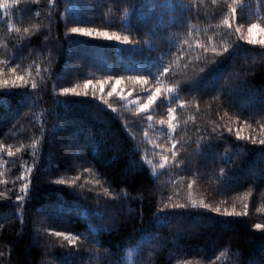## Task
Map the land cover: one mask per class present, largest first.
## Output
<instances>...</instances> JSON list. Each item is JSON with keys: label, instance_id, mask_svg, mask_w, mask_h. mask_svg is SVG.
Returning <instances> with one entry per match:
<instances>
[{"label": "trees", "instance_id": "trees-1", "mask_svg": "<svg viewBox=\"0 0 264 264\" xmlns=\"http://www.w3.org/2000/svg\"><path fill=\"white\" fill-rule=\"evenodd\" d=\"M190 2L54 0L48 6L47 0H20L7 12L0 9V69L7 78L8 68L19 66L39 88L34 108L21 94L32 91L30 84L0 88V143L4 145L0 192H12L0 197V264H264V230L252 228L254 223H264V211H257L264 206V157L261 146L250 141L240 142L246 145L242 150L236 148L239 122L232 121L235 115L253 116L249 122L254 128L243 127L242 134H259L256 122L264 116L259 111L264 101V49L240 41L239 47L210 68L194 62L197 52H191V61H184L178 51L197 48V40L219 46L227 35L220 21L229 3L236 10L233 30L237 23H243L245 30L248 23L264 25V0H217L216 4L200 0L199 9L189 12ZM73 26L103 27L148 43L133 52L115 40L68 33ZM17 28L30 32L17 34ZM169 41L172 54L164 63L173 65V76L203 77L195 95L189 85L178 97L189 101L183 108L177 106L183 118L172 133L180 141L178 154L183 150L179 165L172 163L167 125H149L145 117L125 129L119 115L128 114L123 106L113 114L103 105L81 103L88 98L58 97L53 92L54 84L70 87L105 75L140 74L137 70L159 55L151 49H167ZM178 60L182 62L177 66ZM37 65L44 71L38 72ZM221 87L231 100L225 101L230 115L220 123L231 122L233 132L225 131L224 140L196 152L198 141L208 143L196 129L210 127L217 113L226 110L218 107L221 100L216 99ZM161 154L169 155L163 168ZM220 154L229 158L230 179H217L223 163ZM144 158L154 162L155 170ZM21 171L31 178L23 205L15 201ZM189 179L198 204L203 199L221 209L235 205L243 212L247 200V214H216L194 208L190 202L187 209L162 207L169 197L172 203L187 201ZM59 180L78 182L71 186ZM105 188L114 195L107 196ZM158 210L164 215H155ZM172 212L182 215H167ZM50 227L81 235L79 247H62V238L45 231Z\"/></svg>", "mask_w": 264, "mask_h": 264}, {"label": "snow or ice", "instance_id": "snow-or-ice-1", "mask_svg": "<svg viewBox=\"0 0 264 264\" xmlns=\"http://www.w3.org/2000/svg\"><path fill=\"white\" fill-rule=\"evenodd\" d=\"M20 0H0V9H4L6 12L12 6H18ZM39 0H37V3ZM217 0H213V4H216ZM54 0H47V5L52 6ZM133 5L129 2V7L131 8ZM200 0H191L189 5L186 7V10L191 12L193 9H199ZM228 13L225 14L220 21L222 25H224L226 30V39L221 42L219 46H210L208 43H200L199 40L196 41L198 45L197 48H192L189 46L187 53L183 48H180L179 55L183 57L184 61H191V52H197L195 63L203 62L206 68H210L211 66L220 62V60L230 53V51L239 47L240 41H244L250 45H260L262 49H264V25H261L257 22H252L247 24V28L245 30V25L243 23H237L233 30V21L236 19V10L231 3L227 5ZM39 11L37 10V15ZM38 29V25L33 26ZM9 28H11V24L9 23ZM253 30H258V34H254ZM23 33L27 36L30 32L29 28H17L16 33ZM68 33L72 34H83L87 37H102L108 40H115L121 42L123 45L129 46V49L133 52L139 50L143 47L144 44L148 43L145 39H133L131 34H121L117 31H109L107 28L103 27H80L73 26L67 28ZM147 35V34H145ZM235 36V40H232V36ZM211 39V38H210ZM49 37L47 35L44 36V41L47 42ZM187 43V41H184ZM46 46V45H44ZM151 51L158 52L159 55L155 57V59L149 63L146 67L142 69H138V73L134 75H105L101 79H84L82 82H77L72 84L70 87H56L53 85V92L57 94V96L72 94L77 97H85V99L81 101L84 104H91L93 107H99L103 105L104 108L110 110L113 114H117L121 106H123L127 110V115L123 112H119L120 117L123 119L124 124L122 127L127 129L130 127L131 122L139 119L143 122L146 117V122L149 125L159 124L161 126L167 125V138L170 141L172 148L170 150V155L172 157V163L174 165H179L182 163L180 160V155L183 154V150H179L177 145L180 143L176 139L174 135H172L173 130L176 129L180 119L183 117L178 115V107L183 108L189 104V101L183 98H178L180 93L185 89V87H189L190 91L193 95H195L200 89V80L203 77H194L191 75L182 76L179 78H175L173 76L174 69L171 63L165 64V58L170 57L172 54V42L169 41V47L167 49L163 48H152ZM204 55L201 56L200 53ZM210 54V55H209ZM182 61H177V66ZM8 62L5 61V64ZM22 63V61H21ZM48 63L51 64V58L48 59ZM38 72L44 71L39 65L36 66ZM187 67V65H185ZM50 72L51 69H48ZM203 71V69L201 70ZM8 72L11 73L10 76L5 78L3 70L0 69V88L10 89V88H26L30 84L32 91H23L21 94L27 98V102L30 108H34L37 103V93L39 91L38 84L34 79H31L27 75V70L19 71V66L13 68H8ZM57 79H62V77H57ZM185 80L189 82V84L185 83ZM103 85H108V88L105 90ZM117 85H123L121 87H117ZM216 99L221 100V103L218 107H225L226 110L223 114L217 113L218 119L211 122V126L205 125L203 129L197 128V134L200 136L202 141H207V145L197 142L196 152H199L202 148H211L212 144L215 140H224L225 131L229 134L233 132V127L231 126V122L226 125H222L220 123L224 117L230 115L227 110L230 107L229 104L225 103V101H230L231 96L221 87L217 90ZM59 98L56 103H60ZM165 105L166 113H165ZM199 105H197V108ZM154 109H159V112H155ZM261 113H264V101H262L261 108L259 109ZM254 120L253 116L241 117L240 115H235L232 117V121L239 122L235 127V146L237 149L242 150L246 145H242L241 141H250L252 144H259L261 147L259 149L262 157H264V116H261L260 121H257L258 127V135H243L242 128L247 127L250 130L254 128V124L249 121ZM45 130L41 129L43 133ZM135 138L134 136L132 137ZM37 143L36 140L32 141V145L35 146ZM4 145L0 143V148H3ZM163 149V145L160 146ZM19 151V150H18ZM13 154V150L11 147L8 149V155L11 156ZM147 159V158H144ZM160 159V167L163 168L165 164L169 160V155L161 154L159 156ZM220 159L223 162L219 166V176L218 180L230 179L229 175V165L227 163L228 157L224 154H220ZM147 163L153 165V169L155 170V164L151 159H147ZM31 172V168L28 169ZM89 169H83V172H88ZM58 183H66L71 186H75L78 181L76 180H59ZM31 183V178L28 175H25L24 171L20 173V181H19V191L15 193V201L20 202L23 205L28 200L27 193L29 192V186ZM99 183V182H97ZM15 187V185H14ZM192 188L193 181L191 179L188 180V195L186 202H177L172 203L171 197L168 200L162 201L161 206L164 208L170 209H187L189 207V202L192 207H202L204 209L210 210L212 213L222 214V215H246L248 211V203L247 200L244 202V211L238 212L235 205L231 208L224 207L221 209L219 204L211 205L206 203L203 199L199 201V204L196 199L192 196ZM103 192L112 197L114 194L110 188L103 189ZM20 193H25V195H21ZM99 193H97L98 195ZM11 196L12 192L9 190L8 192H0V197L2 196ZM87 195V193H85ZM19 210V209H18ZM257 211H264V206L257 208ZM155 215H164V213L158 212ZM169 216H177L182 215L180 212H172L167 213ZM252 228L258 230H264V223H254ZM94 230V229H93ZM49 234H53L57 238H62L59 243L62 247L64 246H74L79 247V242L81 240V235L74 234L72 231H56L53 228H48L45 230ZM66 242V243H65ZM71 254V253H69ZM129 255H131V251H129ZM119 264V261H117Z\"/></svg>", "mask_w": 264, "mask_h": 264}, {"label": "rangeland", "instance_id": "rangeland-1", "mask_svg": "<svg viewBox=\"0 0 264 264\" xmlns=\"http://www.w3.org/2000/svg\"><path fill=\"white\" fill-rule=\"evenodd\" d=\"M255 34H258V30L255 32ZM120 86H123V85H120Z\"/></svg>", "mask_w": 264, "mask_h": 264}]
</instances>
